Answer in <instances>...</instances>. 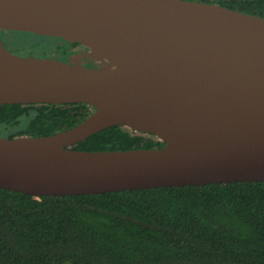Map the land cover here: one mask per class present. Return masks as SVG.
Wrapping results in <instances>:
<instances>
[{"label":"water","instance_id":"95a60500","mask_svg":"<svg viewBox=\"0 0 264 264\" xmlns=\"http://www.w3.org/2000/svg\"><path fill=\"white\" fill-rule=\"evenodd\" d=\"M0 31L76 43L100 68L0 37V106L85 104L48 137H0V188L41 197L264 182V18L191 0H0ZM114 126L162 149L74 146Z\"/></svg>","mask_w":264,"mask_h":264},{"label":"trees","instance_id":"16d2710c","mask_svg":"<svg viewBox=\"0 0 264 264\" xmlns=\"http://www.w3.org/2000/svg\"><path fill=\"white\" fill-rule=\"evenodd\" d=\"M191 1L264 18V0ZM8 33L26 34L2 31L3 36ZM39 38L21 55L57 54L66 63L104 66L76 43ZM48 39L58 45L37 55ZM93 112L85 104L0 106V137L52 136L78 126ZM165 145L155 136L114 126L74 149ZM0 264H264V182L40 199L0 188Z\"/></svg>","mask_w":264,"mask_h":264},{"label":"rangeland","instance_id":"374dc122","mask_svg":"<svg viewBox=\"0 0 264 264\" xmlns=\"http://www.w3.org/2000/svg\"><path fill=\"white\" fill-rule=\"evenodd\" d=\"M29 33L26 34H21V33H15V34H11L8 33L7 36L4 35L7 38V41L10 42L12 48L15 49L17 54H24L23 52L27 51L30 46H31V42L32 41H36L39 40V36L36 35H27ZM41 37V36H40ZM58 40L56 39H48V40H44V45L46 46H39L40 50H36L35 52L37 53V55L41 54V53H47L46 51H48L51 47H55V45H58ZM96 57L95 55H91V58L93 60H95ZM76 64H80V65H84L86 62L85 61H80V62H73ZM102 63V62H101ZM100 63V64H101Z\"/></svg>","mask_w":264,"mask_h":264},{"label":"flooded vegetation","instance_id":"af4514ba","mask_svg":"<svg viewBox=\"0 0 264 264\" xmlns=\"http://www.w3.org/2000/svg\"><path fill=\"white\" fill-rule=\"evenodd\" d=\"M0 37H1V39H2V41H3V43H4V45H5V47H6L7 49L11 50L15 55H19V56H22V57H30V56H24V55H21V54H17L16 51H15V49L12 48V46L10 45V43H8V41L4 38V36H3V34H2V31H0ZM84 49H85V48H84ZM85 50H86V49H85ZM45 57H47V56H45ZM48 57H50V58H55V59L60 60V59H59L60 55H57V54H53V55L48 56ZM35 58H37V57H35ZM42 58H44V57H42ZM74 62H80V61L76 60V61H74Z\"/></svg>","mask_w":264,"mask_h":264}]
</instances>
